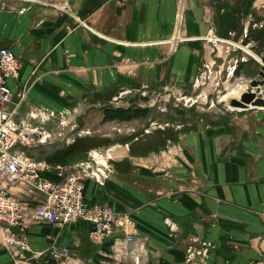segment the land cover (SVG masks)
Returning <instances> with one entry per match:
<instances>
[{"label": "crops", "instance_id": "obj_1", "mask_svg": "<svg viewBox=\"0 0 264 264\" xmlns=\"http://www.w3.org/2000/svg\"><path fill=\"white\" fill-rule=\"evenodd\" d=\"M69 1L74 16L40 3L0 2V45L11 47L21 62L18 78L9 81L14 100L26 90L17 121L55 134V150L91 134L93 114L112 127H138L131 141L94 143L86 150L77 144L63 163L52 164L74 171L94 156L103 175L86 180L85 198L131 214L133 229L149 239L143 264H187L186 244L195 233L213 244L207 264H264L263 121L247 115L190 130L179 124L172 137L166 128L171 124L148 117L151 109L132 120H103L105 106L136 104L121 103L126 92L193 82L211 54V32L242 42L252 28L264 44V0H185L183 6L182 0ZM62 115L69 118L68 131ZM55 120L58 126L48 128ZM144 141L145 149L137 146ZM45 175L61 179L55 170ZM10 192L32 204L45 199L19 184ZM167 217L179 223L178 234L171 235ZM92 227L82 219L30 224L31 249L21 252L7 248L0 234V264H44L50 248L62 245L72 251L68 264H107L110 244L94 241Z\"/></svg>", "mask_w": 264, "mask_h": 264}, {"label": "built area", "instance_id": "obj_2", "mask_svg": "<svg viewBox=\"0 0 264 264\" xmlns=\"http://www.w3.org/2000/svg\"><path fill=\"white\" fill-rule=\"evenodd\" d=\"M21 1L53 6L74 16L69 0ZM212 34L214 39L211 40L208 37ZM206 38L209 42L222 41L237 45L217 37L213 32ZM20 69L21 62L14 50L0 45V234L5 245L7 248L18 247L20 252L30 250L27 234L30 224H66L82 219L92 223L89 235L94 241L110 244L109 253H106L109 257L107 264H143L149 258V239L133 229L131 214L118 211L107 203L88 202L85 198L86 180L94 177L100 181L103 175L94 156L71 171L65 165L55 166L45 158L32 154L30 148L34 145L51 146L55 142V134L44 126H33L24 120L17 121V108L23 101L26 90L15 101L9 81L18 78ZM64 123L61 122L62 126ZM58 135L61 137L63 133ZM51 170L61 176L59 181L51 180L45 175ZM18 184L42 192L45 199L32 204L18 198L10 192V186ZM192 190L196 188L193 187ZM165 222L171 235L179 232L180 226L176 220L167 217ZM212 248L213 244L209 239L199 233L192 234L186 248L185 262L207 264ZM48 255L61 264H68L72 251L66 245L54 246L50 248Z\"/></svg>", "mask_w": 264, "mask_h": 264}, {"label": "rangeland", "instance_id": "obj_3", "mask_svg": "<svg viewBox=\"0 0 264 264\" xmlns=\"http://www.w3.org/2000/svg\"><path fill=\"white\" fill-rule=\"evenodd\" d=\"M239 2V1H238ZM184 5L185 0H182ZM238 7V5H236ZM234 8V7H233ZM249 33V32H248ZM212 35L208 38L211 40ZM219 37V36H217ZM253 37V35H252ZM220 38V37H219ZM237 45L228 44L222 41H208L211 44V54H208L206 59L200 63L198 73L193 82L182 88L164 89L156 87L155 89L146 90L144 88L138 91H129L122 95L121 103L139 102L141 104L148 103L151 105V113L148 117L157 122H168L171 124L166 128L168 135L174 137L176 125L181 124L182 130L196 129L200 126L212 125L229 120L231 117L242 118L251 116L259 118V121L264 122V107L257 106L250 109H239L238 107L229 106L230 100L234 97H240L241 93L251 87V80L254 78H263L260 73L264 67V44L255 40L251 43L238 42L231 38H226ZM250 40V39H249ZM248 40V41H249ZM251 40V41H252ZM253 57L257 63L250 62L243 65L238 73L232 71L234 66H238L240 62L246 63ZM250 70L251 73L247 72ZM172 88V86L170 87ZM259 95L264 96V85L255 87ZM155 90V91H153ZM135 104V105H136ZM96 114L91 116L90 122L94 123V130L91 134L83 133L79 136L76 144H94L98 141L99 144L105 145L115 141H131L134 134L139 132L138 127L134 131H128V127H132L130 123L127 125H120L112 127V123L102 124L96 117ZM58 120L53 123H48L47 127L55 129L58 125ZM63 121L66 131L69 130L70 123L67 116H62L60 123ZM146 121L144 123H148ZM143 123V122H142ZM62 125V124H61ZM141 129V128H139ZM65 131V132H66ZM87 134V135H86ZM107 134H110L109 136ZM134 135V136H133ZM141 137V136H140ZM153 143V141H151ZM158 141H156V144ZM144 145L137 143V146L147 147V141L143 142ZM55 149L57 144L52 143ZM87 145V146H88ZM39 146V145H38ZM34 145L30 148L35 153ZM46 147V145H45ZM43 149V148H42ZM41 149V150H42ZM45 149L42 150V152ZM50 150V151H52ZM46 152V150L44 151ZM48 154V153H47ZM41 156V155H40ZM41 158H44L41 156Z\"/></svg>", "mask_w": 264, "mask_h": 264}, {"label": "trees", "instance_id": "obj_4", "mask_svg": "<svg viewBox=\"0 0 264 264\" xmlns=\"http://www.w3.org/2000/svg\"><path fill=\"white\" fill-rule=\"evenodd\" d=\"M228 26H226L227 28ZM249 33L247 34L246 38L243 39V41H247L248 39H252V34H251V31H252V28H249L248 29ZM229 30H226V34L229 35ZM259 34V33H258ZM259 39V35L257 37V35L255 36V38L253 39ZM256 62V60L251 57L246 63L244 62H240L238 64V66L236 65L235 67V73H238L240 71V68L243 66V65H247L249 64L250 62ZM247 72L251 73L250 70H247ZM105 109H106V113H105V116L103 118V120H113V119H119V120H132L134 118H137V117H141V116H146L147 113L150 111V107H141L139 105H131L129 107H118V108H115L113 106L107 108L105 106ZM108 109H109V112H108ZM163 132V131H161ZM79 138L77 137L75 139L74 142L70 143L69 145H67L66 147L64 148H58V149H53L52 151H49V152H42V150H38L37 148H35V153L32 152L33 155L37 156V157H44L48 162L50 163H63L64 162V159H66V157L69 155V152H71V149L72 147H74L75 145H77L75 142L78 141ZM95 143L99 144L98 141H95ZM88 144H80L78 146L79 149H83V150H86L87 147L91 146V145H94V144H91V145H88ZM78 149V150H79ZM48 153V154H47ZM41 155V156H40ZM55 158H60V161H56ZM178 234V233H177ZM187 245H188V242L186 244V248H187Z\"/></svg>", "mask_w": 264, "mask_h": 264}, {"label": "water", "instance_id": "obj_5", "mask_svg": "<svg viewBox=\"0 0 264 264\" xmlns=\"http://www.w3.org/2000/svg\"><path fill=\"white\" fill-rule=\"evenodd\" d=\"M260 73L263 78H254L251 80V87L246 91L242 92L240 97H234L230 100L229 106L238 107L239 109L245 110L252 107L263 106L264 107V96L259 95L255 87L264 85V67ZM33 152V150H31ZM44 264H61L57 259L50 257Z\"/></svg>", "mask_w": 264, "mask_h": 264}, {"label": "bare ground", "instance_id": "obj_6", "mask_svg": "<svg viewBox=\"0 0 264 264\" xmlns=\"http://www.w3.org/2000/svg\"><path fill=\"white\" fill-rule=\"evenodd\" d=\"M182 6H183V3H182ZM101 158V157H100Z\"/></svg>", "mask_w": 264, "mask_h": 264}]
</instances>
